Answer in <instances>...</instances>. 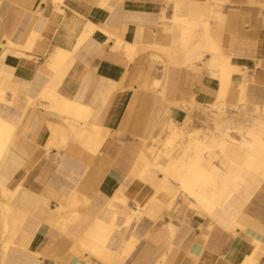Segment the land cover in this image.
I'll return each instance as SVG.
<instances>
[{
    "label": "crops",
    "instance_id": "1",
    "mask_svg": "<svg viewBox=\"0 0 264 264\" xmlns=\"http://www.w3.org/2000/svg\"><path fill=\"white\" fill-rule=\"evenodd\" d=\"M54 5L0 0L1 202L25 214L12 239L25 251H10L4 264H264V180L242 227L226 231L140 176L141 160L162 161L190 104L218 96L221 71L212 64L232 69V109L264 110V0ZM58 50L69 56L54 69ZM48 92L81 106L83 117L61 114ZM120 196L145 215L126 223L131 208ZM97 222L114 231L94 254L87 233Z\"/></svg>",
    "mask_w": 264,
    "mask_h": 264
},
{
    "label": "bare ground",
    "instance_id": "2",
    "mask_svg": "<svg viewBox=\"0 0 264 264\" xmlns=\"http://www.w3.org/2000/svg\"><path fill=\"white\" fill-rule=\"evenodd\" d=\"M56 1L61 0H47L50 9H55ZM197 25L193 23L192 26ZM68 56L69 53L58 50L52 67L57 69ZM212 67L221 71L218 96L205 105L199 104L211 113L212 127L209 131L194 129L191 132L182 128L174 130L173 137L167 142V150L160 155L163 157L161 162H148L140 158L143 166L140 176L142 180H148L147 182L153 180V185L158 191L174 196L178 193L183 195L191 208L203 212L226 231H232L242 227L245 221L243 208L264 180V110L255 109L250 115L243 111V120L226 115L227 111L224 109L230 107L226 102V96L232 69L224 62L214 63ZM162 86V81L158 77L154 88L159 90ZM0 99L6 101L3 92H0ZM44 100L50 101L67 117H83L84 109L81 106L65 99H58L52 92H48ZM5 125L0 119L1 135L5 134ZM184 140L186 144L180 146V142ZM177 151L179 155L174 158ZM3 152L4 148L0 147V160L3 158ZM4 196L5 190L0 185V264H4L5 256L10 251L14 250L16 253L25 251L12 242L18 228H21L15 220L18 216L24 218L25 214L17 213L16 217L10 208L1 202ZM22 201L24 204L30 202L26 197ZM116 201L131 208L126 215V223L132 218L140 219L145 215V211L140 210L136 203L123 196L116 198ZM108 216L113 220L118 218L119 214L110 209ZM113 227L97 222L87 233V236L96 238L97 242L90 249L84 245V249L94 254L101 253L106 247L108 237L114 231Z\"/></svg>",
    "mask_w": 264,
    "mask_h": 264
},
{
    "label": "rangeland",
    "instance_id": "3",
    "mask_svg": "<svg viewBox=\"0 0 264 264\" xmlns=\"http://www.w3.org/2000/svg\"><path fill=\"white\" fill-rule=\"evenodd\" d=\"M236 110L237 109L234 110L231 107H226V109H224V111H227L226 115L233 116L236 119L243 120L244 113H237ZM185 121L186 122L181 127L185 131L192 132L194 129L209 131L210 128L212 127L211 113L208 111V109L202 108L197 103H193V102L190 104L189 113ZM185 144H186L185 140L183 142H180V146H184ZM178 155H179V151H177V153L174 154V158H177ZM163 194H164L163 195L164 198L169 202H175L178 199H184V196L179 193L176 194V196L171 195L167 192H163Z\"/></svg>",
    "mask_w": 264,
    "mask_h": 264
}]
</instances>
